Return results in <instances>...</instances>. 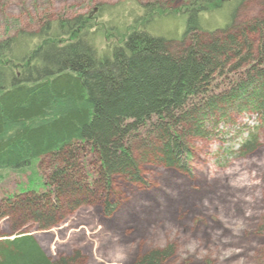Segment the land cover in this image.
Masks as SVG:
<instances>
[{"label": "trees", "instance_id": "trees-1", "mask_svg": "<svg viewBox=\"0 0 264 264\" xmlns=\"http://www.w3.org/2000/svg\"><path fill=\"white\" fill-rule=\"evenodd\" d=\"M182 1L178 46L144 26L154 14L163 16L158 2L136 3L148 18L105 55L96 51L99 29L85 15L44 20L37 31L0 38V215L21 203L47 226L60 194L89 187L88 161L108 191L114 177L141 182L140 166L151 156L190 172L191 141L235 125L238 114L254 113L264 123V17L235 25L245 0ZM210 21L216 26L207 29ZM256 142L249 131L229 152L243 157ZM44 158L49 171L40 173ZM113 206L106 202L105 212ZM170 248L133 264H160ZM75 259L53 262L26 232L0 241V264Z\"/></svg>", "mask_w": 264, "mask_h": 264}, {"label": "rangeland", "instance_id": "rangeland-1", "mask_svg": "<svg viewBox=\"0 0 264 264\" xmlns=\"http://www.w3.org/2000/svg\"><path fill=\"white\" fill-rule=\"evenodd\" d=\"M157 2L163 16L152 14L145 28L180 45L186 16L179 10L182 0H0V38L37 31L44 20L85 15L99 29L96 51L105 55L148 18L136 3ZM235 13V25L264 17V0H245ZM227 15L216 14L221 17L217 22ZM205 26L211 29L216 22ZM234 121L219 133L191 141L190 172L151 156L140 166L141 182L114 177L107 191L88 161L94 175L89 187L60 194L53 223L42 226L20 203L0 215V241L26 232L53 262L74 257V264H133L169 246L160 264H264V123L259 125L251 112ZM249 131L257 133L256 146L243 157L230 154ZM48 164V158L40 162V173L49 171ZM6 183L12 186L13 178ZM106 202L114 205L108 214Z\"/></svg>", "mask_w": 264, "mask_h": 264}]
</instances>
